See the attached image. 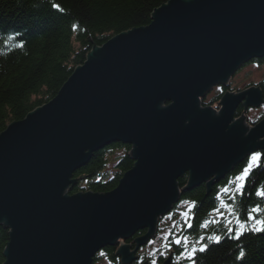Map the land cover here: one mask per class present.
<instances>
[{
	"label": "water",
	"instance_id": "obj_1",
	"mask_svg": "<svg viewBox=\"0 0 264 264\" xmlns=\"http://www.w3.org/2000/svg\"><path fill=\"white\" fill-rule=\"evenodd\" d=\"M263 58L264 0H168L148 26L94 47L52 100L0 133L3 264H92L119 243L120 263L135 262L182 193H209L264 150V117L253 126L244 111L235 118L239 105L264 106L259 86L226 91L218 111L202 106L211 88ZM116 143L134 162L117 187L70 195L74 173ZM143 229L132 251L119 242Z\"/></svg>",
	"mask_w": 264,
	"mask_h": 264
},
{
	"label": "trees",
	"instance_id": "obj_2",
	"mask_svg": "<svg viewBox=\"0 0 264 264\" xmlns=\"http://www.w3.org/2000/svg\"><path fill=\"white\" fill-rule=\"evenodd\" d=\"M167 1L0 0V133L11 123L23 120L29 112L52 100L94 47L102 46L120 33L148 26L153 11ZM53 4L59 5L60 10L54 8ZM9 37L14 39L9 40ZM18 44L23 46L18 47ZM252 62L262 64L264 59ZM259 85L264 96V83ZM223 89L217 91L207 105L214 106ZM241 110L237 111V115L241 114ZM119 148L127 153L117 160L113 174L108 175L104 171L105 152ZM130 148L116 143L94 153L88 164L74 173V178L80 180L69 194L105 193L115 189L122 175L134 164L128 155ZM238 167L231 174L239 173L241 169ZM187 177L186 174L178 179L179 189L186 186ZM225 184L227 182L224 180L213 186L214 194H207L204 185L181 194L180 202H195V207L190 221L192 227L180 231V236H186L190 243L198 240L204 234L201 226L206 220V213L219 208L220 212L229 213L235 219V223L227 227L236 225L237 217L241 222L247 221L243 235L235 239V233L228 234L227 227L223 226L230 218L225 220V214L220 219L225 223L219 227L222 233L210 231L209 226L204 235L221 236L220 243H211L205 252L197 253L196 264H264V232H256L252 227L255 221L248 220L251 210L257 206L261 210L259 214H251L264 220V200L256 196L257 189L264 188V164L256 168L249 177L243 197L237 196L234 201L231 196L227 197L229 208L224 211L215 192ZM180 202L170 213H175ZM146 231L139 230L125 242L135 247L134 240ZM7 242L8 231L0 227V264L4 262L2 253ZM115 251L110 247L101 252L106 253L113 264H120ZM170 251L177 257L183 247L173 245ZM241 251L245 255L238 259ZM156 256L159 257V254ZM141 258L150 263L152 257L140 256ZM163 260V257H159L158 264ZM182 261L183 264L185 261L189 264L185 259Z\"/></svg>",
	"mask_w": 264,
	"mask_h": 264
},
{
	"label": "rangeland",
	"instance_id": "obj_3",
	"mask_svg": "<svg viewBox=\"0 0 264 264\" xmlns=\"http://www.w3.org/2000/svg\"><path fill=\"white\" fill-rule=\"evenodd\" d=\"M229 81L231 82V85L234 89H240V90L244 89L246 87L252 86V85L264 83V63H262V64H257V63L247 64L245 67H243V69H241L238 72H235L233 77L230 78ZM215 95H216V92L214 93V91H212L205 98V100H202V103L204 102L203 104L207 105V103H209L210 100H212V98ZM207 106H209V105H207ZM211 107H214V106H211ZM249 108H253V107H249ZM216 111H218V110H216ZM247 116H249V119L251 121L258 122V120L260 121L264 117V108L261 106L257 107L256 109L253 108L248 112ZM235 118H238V117L235 116ZM109 147H111V146H109ZM106 148H108V147H106ZM106 148H104V149H106ZM258 152H262V151H258ZM126 153L127 152H125L124 149H122V148L107 150L105 152V158H106L105 169H104L105 173L108 175L113 174L115 165L117 164V160L119 158H121L123 155H125ZM128 155H129V153H128ZM92 157H91V159H92ZM187 179H188V177H187ZM82 180H83V178H82ZM223 180L220 182H223ZM219 183H217L216 185H218ZM223 187H221V188H223ZM220 190L221 189H219L218 192ZM229 196H230V194H228V193L223 194L220 197H218L216 194V198L218 199L220 206H222L221 201L223 200L224 202H226L227 197H229ZM186 208H187V204L184 202H180V204L177 206V208L175 210V213H167L166 215L158 218L157 232H156L155 236L153 237V239L151 241H148L144 246H142L138 249V251L136 252V256L152 257V254H159V251H165L163 246L165 244H168L169 243L168 241L172 240L174 236H180L181 228L180 227H173V225L175 224L178 226H182L183 218L181 216V213L184 212L186 210ZM218 210H219V208H218ZM225 210L226 209H224V211ZM211 213H214L213 215L218 216V213H215L214 211H212ZM225 214L227 215L225 220L230 218V220L232 221L231 224H234L235 219L232 216H229L228 215L229 213H224V215ZM169 216L171 218H169ZM202 225H204V223ZM209 226H210L209 224L207 225V227L201 226L202 227L201 228L202 233H204L203 236L207 234ZM227 226L224 225L223 227L226 228ZM144 230L145 229H143L141 231H144ZM133 236H131L129 239H131ZM139 236H142V235H139ZM129 239L121 240L122 241L121 243L129 244V243L125 242V241H128ZM119 245H120V243L118 244V246ZM129 245L131 246L130 250L132 251L134 248L133 244H129ZM101 251H104V249ZM101 251H99L98 253L95 254L92 264H113V262L110 260L109 256L106 253H102ZM115 257H116V259H119V262H120V258L117 257L116 255H115ZM182 259L183 258H180L181 261H182Z\"/></svg>",
	"mask_w": 264,
	"mask_h": 264
},
{
	"label": "snow or ice",
	"instance_id": "obj_4",
	"mask_svg": "<svg viewBox=\"0 0 264 264\" xmlns=\"http://www.w3.org/2000/svg\"><path fill=\"white\" fill-rule=\"evenodd\" d=\"M53 7L57 10H60V6L57 4H53ZM8 39L11 40L14 39V37H9ZM17 46L22 47L23 45L18 44ZM262 164H264V152H251L248 156V160L245 166L234 177L229 178L227 184H225L224 187L217 193V196L220 197L223 194L228 193L230 194L233 201L237 196L243 197L245 195V189L248 185L249 177L252 175L253 171L256 168H260ZM256 196L261 200H264V188L257 189ZM184 203L187 204V208L184 212L181 213V216L183 218V225H173V227H180L182 232L192 227L190 221L192 219V209L195 207V202ZM221 204L225 209L229 208V205L223 200L221 201ZM214 211L219 212L218 209H215ZM260 211L261 210L259 206H257L256 208L251 210V213H257L258 215ZM251 213L248 216V220L255 221V223L252 225L253 229L256 232H264V220L257 219V217L252 215ZM169 218L171 217L169 216ZM236 220V225L227 227V232L228 234L235 233L233 238L239 239L240 236L243 235V230L245 229L247 221L241 222L239 220V217H237ZM214 222L220 223V220H216ZM231 223L232 221L228 220L226 222V226L230 225ZM202 227H207V223L202 225ZM221 239V236L215 234L209 235L207 237L201 235L198 240L190 243L186 236H174L168 244H165L163 246L165 251H159V257H163L165 261H169V264H179L180 258L187 260L189 264H196L197 253L205 252L208 249L209 244H218L220 243ZM205 240H207V243H205ZM173 245L183 247V251L180 252V255L178 257H170L168 254ZM197 245H199V247H197ZM244 255V251H241L238 259H242ZM159 257L156 256V254H152L150 264H158ZM137 264H143V258L138 260Z\"/></svg>",
	"mask_w": 264,
	"mask_h": 264
},
{
	"label": "bare ground",
	"instance_id": "obj_5",
	"mask_svg": "<svg viewBox=\"0 0 264 264\" xmlns=\"http://www.w3.org/2000/svg\"><path fill=\"white\" fill-rule=\"evenodd\" d=\"M253 61V60H252ZM252 61H249V62H247L248 64H250V62H252ZM247 63H245V64H243L236 72H238V71H240L241 69H243V67H245L246 65H247ZM234 75V74H233ZM233 75L231 76V78L233 77ZM230 80V79H229ZM252 86H259L260 87V85L259 84H256V85H252ZM219 86H214L213 88H211V90H210V92L206 95V96H208L212 91H219L221 88H219V89H216V88H218ZM251 87V86H250ZM222 88H224L223 89V91H222V95L227 91V92H232V91H234V93H238V92H241V91H243V90H245V89H247L248 87H246V88H244V89H234L233 87H232V85H231V82L230 81H228L227 82V84H225L224 85V87H222ZM260 89H261V87H260ZM261 91H262V89H261ZM262 94H263V92H262ZM221 95V96H222ZM205 96V97H206ZM220 96V97H221ZM220 97H219V99H218V102L220 101ZM263 99H264V96H263ZM218 106H216L217 108H213L214 110H219V108H220V103H218L217 104ZM263 108H264V106H263ZM237 109H238V107H237ZM236 109V110H237ZM246 109H248V108H246ZM251 109H253V108H250V110ZM256 109V108H255ZM242 112V111H241ZM247 114H248V112H243V115H244V117H245V122L248 124V125H250V126H253L254 124H256V123H258V122H254V121H251L250 119H249V116H247ZM247 160H248V157H247ZM247 160L245 159L242 163H240L239 165H237V166H239L238 167V169L240 168V169H242L244 166H245V164H246V162H247ZM237 166H235L234 167V169L237 167ZM234 169L232 170V171H234ZM237 169V170H238ZM236 175V174H235ZM235 175H233V174H228L225 178H224V180L226 181V182H228V180H229V178H231V177H234ZM223 180V181H224ZM216 185V184H215ZM214 185V186H215ZM213 188V187H212ZM219 189H222L221 187L219 188ZM218 189V190H219ZM218 190L215 192V195L217 194V192H218ZM83 193H85V192H83ZM214 194V192L211 190L209 193H207V194ZM180 200H181V198H180ZM178 203V202H177ZM215 210V209H214ZM213 210V211H214ZM215 213H218V216H215V215H213L214 213H206V215H205V218L204 219H206L205 221H204V224L205 223H207V225L209 224L210 225V231H213V232H217V233H222L221 232V230H219V227H221V225H224L225 223L224 222H222V221H220V223H215L214 221H216V220H220V219H222L223 218V216H225L224 215V213H222V212H217V211H214ZM221 224V225H220ZM153 238H151L150 240H148V241H151ZM119 243V242H118ZM107 248H110V247H107ZM112 248H114L115 250L118 248V245L117 246H113ZM138 259H140V256H137V259H136V261L135 262H133L132 264H137V261H138ZM146 262H148V264H150L149 263V261H146ZM185 264L187 263L186 261L184 262ZM179 264H183V261H179Z\"/></svg>",
	"mask_w": 264,
	"mask_h": 264
},
{
	"label": "flooded vegetation",
	"instance_id": "obj_6",
	"mask_svg": "<svg viewBox=\"0 0 264 264\" xmlns=\"http://www.w3.org/2000/svg\"><path fill=\"white\" fill-rule=\"evenodd\" d=\"M222 87H224V86H220L219 88H222ZM206 97H207V96H206ZM206 97H205V98H206ZM205 98L202 99V100H205ZM217 104H218V101H217V102L215 103V105H214L215 108H217V107H216V106H218ZM240 109H242V110H241L242 112H243V111H244V112H249V111H250V108H249V107H248V109H245L243 106L239 105V106H238V109H237L236 112H235V116H236V117H239V116H240V115H237V111H240Z\"/></svg>",
	"mask_w": 264,
	"mask_h": 264
}]
</instances>
